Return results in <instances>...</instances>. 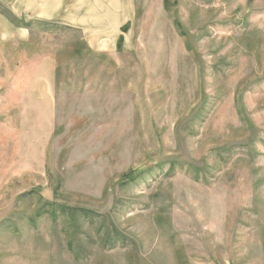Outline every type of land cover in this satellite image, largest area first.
Here are the masks:
<instances>
[{
	"label": "rangeland",
	"instance_id": "374dc122",
	"mask_svg": "<svg viewBox=\"0 0 264 264\" xmlns=\"http://www.w3.org/2000/svg\"><path fill=\"white\" fill-rule=\"evenodd\" d=\"M156 1L115 77L77 31L0 45V264H264V0ZM47 55L50 140L13 78Z\"/></svg>",
	"mask_w": 264,
	"mask_h": 264
},
{
	"label": "crops",
	"instance_id": "0c3cea01",
	"mask_svg": "<svg viewBox=\"0 0 264 264\" xmlns=\"http://www.w3.org/2000/svg\"><path fill=\"white\" fill-rule=\"evenodd\" d=\"M156 3L153 8L165 9L164 0ZM138 14V0H0V45L33 44L38 24L77 31L89 54L82 58L84 71L97 72L85 77H107L108 72L115 77L134 53L132 29ZM13 72L19 91L34 95L27 125L35 127V137H53L59 108L55 97L67 91L60 86L65 67L54 56H36Z\"/></svg>",
	"mask_w": 264,
	"mask_h": 264
},
{
	"label": "trees",
	"instance_id": "16d2710c",
	"mask_svg": "<svg viewBox=\"0 0 264 264\" xmlns=\"http://www.w3.org/2000/svg\"><path fill=\"white\" fill-rule=\"evenodd\" d=\"M122 41H123V39L121 38V39H120V47H121V43H122ZM123 178H125V177H123Z\"/></svg>",
	"mask_w": 264,
	"mask_h": 264
}]
</instances>
